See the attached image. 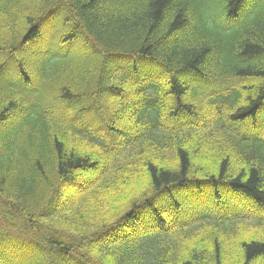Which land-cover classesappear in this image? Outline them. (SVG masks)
<instances>
[{
  "label": "trees",
  "instance_id": "1",
  "mask_svg": "<svg viewBox=\"0 0 264 264\" xmlns=\"http://www.w3.org/2000/svg\"><path fill=\"white\" fill-rule=\"evenodd\" d=\"M251 1L0 0V264H264Z\"/></svg>",
  "mask_w": 264,
  "mask_h": 264
},
{
  "label": "rangeland",
  "instance_id": "2",
  "mask_svg": "<svg viewBox=\"0 0 264 264\" xmlns=\"http://www.w3.org/2000/svg\"><path fill=\"white\" fill-rule=\"evenodd\" d=\"M64 18L62 14H58L54 16L51 22L55 23V26L61 25V21ZM264 20V0H252L251 6L246 10V12L239 17V19L234 22L232 32L233 35L231 38L227 40V43L238 40L241 35H243V31L249 28L251 25L259 24ZM235 35V36H234ZM238 36V37H237Z\"/></svg>",
  "mask_w": 264,
  "mask_h": 264
}]
</instances>
